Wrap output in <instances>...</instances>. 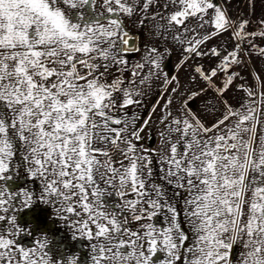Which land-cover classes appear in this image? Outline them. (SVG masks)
Wrapping results in <instances>:
<instances>
[{
	"label": "snow or ice",
	"instance_id": "6c2138e0",
	"mask_svg": "<svg viewBox=\"0 0 264 264\" xmlns=\"http://www.w3.org/2000/svg\"><path fill=\"white\" fill-rule=\"evenodd\" d=\"M133 17L155 21L149 38L181 46L178 68L196 58L208 67L195 63L181 89L177 77L159 71L169 47L145 43L141 51L129 38L124 21ZM252 24L214 0H0V264H53L46 235L18 243L27 230L17 214L37 200L91 242V264H152L157 251L165 253L159 264H264V68L251 84H237L234 70L253 55L264 58L256 42L264 41V16L249 30ZM225 32L234 38L231 50L207 46ZM132 51L140 59L129 68ZM161 75L172 96L159 118L167 151L156 155L167 183L188 193V247L176 204L162 184L149 182L153 155L138 143L142 129L124 112ZM233 88L243 93L235 104ZM201 96L203 114L190 106ZM21 167L41 191L9 189ZM112 193L115 205L103 199ZM236 242L245 250L234 260ZM56 264H78V257Z\"/></svg>",
	"mask_w": 264,
	"mask_h": 264
},
{
	"label": "rangeland",
	"instance_id": "374dc122",
	"mask_svg": "<svg viewBox=\"0 0 264 264\" xmlns=\"http://www.w3.org/2000/svg\"><path fill=\"white\" fill-rule=\"evenodd\" d=\"M162 3L163 0H160ZM221 4L223 7L228 9L229 16L233 18H249L253 21V24L249 30H252L256 27V23L259 19L264 16V0H214ZM99 5V0H97ZM155 9H153L154 11ZM139 19L143 20V25L137 22V18L133 17L131 20L125 18V25L129 32V36L134 35L138 41V47L143 51V46L145 43L151 45L156 44L163 51L164 46L166 45L171 49V54H165V58L161 64V73L168 74V78L177 77L179 80V86L181 89L188 87L190 73H192V68L195 63H201L205 68L208 67V61L204 58H196L194 61L190 60L185 65L177 67V64L182 58V49L179 44H174L170 39L165 40L163 37H152L149 38L146 33L151 29L152 24L155 21H149L140 17ZM234 38H229L227 32L223 33L220 36L210 39L206 42L207 46H223L226 50H231L234 44ZM257 43L264 44V41H261L259 37L256 38ZM244 47H247L245 43ZM128 67L131 68L132 65L140 59V54L132 51L127 54ZM264 68V58H261L257 55H253L246 66H241L235 68L236 71L240 72V78L237 79L236 83L247 82L248 84L252 83L253 73L259 72ZM115 75H119V72L115 67L111 69ZM147 69H144L146 72ZM125 82L130 78L129 72H124ZM262 79H264V72L261 73ZM111 79V77H110ZM137 79V87L139 85V77ZM164 76L161 75L159 79H153L146 84L144 87V95L135 97L139 103L129 105L124 112L127 113L128 121H135L138 128L142 129L140 135L143 138L140 143L147 152L153 155L152 162V171L153 174L150 178V183L155 182L157 184H162L164 186L165 194L170 202L176 204L181 223V230L185 231L188 236V240L185 243L184 247H188L192 244L193 233L191 228L185 218L183 212V201L188 197V193L181 188H176L174 185H169L167 180L163 178L164 174L161 171V164L156 155L162 147L167 151V145L161 144V137L159 133L163 130L164 125L160 123V117L164 114V104L168 97L172 96L170 91V86L165 89L162 86V81ZM175 83V82H173ZM200 87H205V85L199 80L196 82ZM262 89L257 87L256 91L259 92ZM212 93L209 91V98ZM235 97L236 99H231ZM243 97V93L239 92L237 89L233 88L228 92V98L233 104L236 103V100ZM175 101V97H173ZM257 102V114L260 115L261 105L259 103V97H256ZM204 97L201 96L195 100L194 103H191V108L193 111L203 114L202 102ZM210 104H215V101L210 100ZM177 104L174 102L172 105V111L175 114V109ZM260 119L264 122V115H260ZM211 122V117L208 118ZM146 122V123H145ZM167 123V122H165ZM260 128L257 130V143L259 142L258 137L260 135ZM172 138L175 140L176 135L172 134ZM166 139V137H165ZM155 150V152L153 151ZM115 158V157H114ZM19 153L17 154V160L19 161ZM253 173H248L249 180L252 179ZM7 185L10 190L15 191L20 188H29L34 192H39L42 189V185L39 179L31 177L22 167L17 169L16 172L10 174V178L7 180ZM103 199L106 203L115 205L118 201V197L114 193L108 195L105 194ZM122 202V201H121ZM108 211H113L114 209H107ZM246 210V209H245ZM157 222L162 224L163 218L157 217ZM17 223L25 228L27 231L20 234L18 238V243L21 246H31L35 242V238L39 235H46L50 243L48 245V252L53 259V264H56L57 261H64L66 257L70 255H77L78 264H91V242L86 237H80L78 233L76 236L73 235L74 229L70 227L64 220H59L55 217L53 213V207L49 204H43L37 200L32 206L19 211L17 214ZM130 227L136 228V223H131ZM242 242H236L232 249L233 259H238L239 253L244 251ZM183 252V249H181ZM165 258V253L157 251V253L152 258V264H159L160 260ZM191 257L189 256V259ZM177 264H184L183 259L177 261Z\"/></svg>",
	"mask_w": 264,
	"mask_h": 264
},
{
	"label": "water",
	"instance_id": "95a60500",
	"mask_svg": "<svg viewBox=\"0 0 264 264\" xmlns=\"http://www.w3.org/2000/svg\"><path fill=\"white\" fill-rule=\"evenodd\" d=\"M129 38H130L131 40H134L135 43H136V40H135V38H134L133 36H129Z\"/></svg>",
	"mask_w": 264,
	"mask_h": 264
},
{
	"label": "crops",
	"instance_id": "0c3cea01",
	"mask_svg": "<svg viewBox=\"0 0 264 264\" xmlns=\"http://www.w3.org/2000/svg\"><path fill=\"white\" fill-rule=\"evenodd\" d=\"M134 38H136L134 35H132ZM136 40V45L138 46V41H137V39H135Z\"/></svg>",
	"mask_w": 264,
	"mask_h": 264
},
{
	"label": "built area",
	"instance_id": "2783aa9c",
	"mask_svg": "<svg viewBox=\"0 0 264 264\" xmlns=\"http://www.w3.org/2000/svg\"><path fill=\"white\" fill-rule=\"evenodd\" d=\"M236 71V69H234Z\"/></svg>",
	"mask_w": 264,
	"mask_h": 264
}]
</instances>
